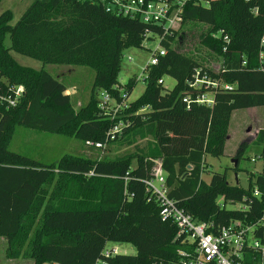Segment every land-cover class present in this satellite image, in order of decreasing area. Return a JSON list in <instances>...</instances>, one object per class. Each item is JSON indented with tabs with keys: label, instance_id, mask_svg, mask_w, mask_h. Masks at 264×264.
Instances as JSON below:
<instances>
[{
	"label": "trees",
	"instance_id": "trees-1",
	"mask_svg": "<svg viewBox=\"0 0 264 264\" xmlns=\"http://www.w3.org/2000/svg\"><path fill=\"white\" fill-rule=\"evenodd\" d=\"M12 19L9 10L0 14V237L8 241V258L28 257L34 264H95L99 258L108 264L179 262L186 243L177 238V225L162 218L145 184L158 168L169 197L214 230L264 216V129L255 140L261 146L262 168L249 176L247 187L230 183L227 171L213 172L209 182L203 178L209 171L207 157L224 155L232 112L264 107V0L187 4L177 29L206 24L200 42L220 56L219 71L179 50L178 42L172 47L177 29L164 36L160 26L106 12L96 0H33L15 24ZM148 33L161 37L166 54L143 69L146 89L140 97L115 117L104 115L99 91L120 106L126 103L119 87L128 98L136 80L125 85L118 81L123 51L142 47ZM12 50L43 66L94 69L87 105L75 110L64 82L44 67L20 64ZM197 75L229 86L215 89L212 106L196 101L200 91L189 82ZM165 76L176 80L173 89L164 87ZM19 86L24 91L10 105L3 96L14 97ZM20 125L69 135L96 150L114 142L147 141L112 158L65 155L43 163L10 149ZM115 126L119 129L112 132ZM244 150L235 158L236 174ZM109 242L132 243L137 252L105 257Z\"/></svg>",
	"mask_w": 264,
	"mask_h": 264
},
{
	"label": "rangeland",
	"instance_id": "rangeland-1",
	"mask_svg": "<svg viewBox=\"0 0 264 264\" xmlns=\"http://www.w3.org/2000/svg\"><path fill=\"white\" fill-rule=\"evenodd\" d=\"M33 0H1L0 14L9 10L15 24L24 11L30 6ZM207 31V25L203 23L189 24L176 30L177 35L172 42V47L178 45L179 50L190 53L198 59L205 67L213 71H219L221 67V58L219 55L205 48L200 40L201 34ZM184 33L181 37V34ZM158 38L146 40L142 47H128L123 51L121 67L118 73L120 85H125L128 81L135 79L136 85L132 93L126 99L122 106L113 99H109L106 104L101 103L104 98V92L99 91V107L104 115L115 117L122 109L127 106L129 101L136 100L146 89L145 66L148 64L152 53L161 47ZM178 42V43H177ZM177 43V44H176ZM6 46H11L10 37L7 35ZM177 47V46H176ZM164 48V47H163ZM14 58L22 65L30 66L36 69L45 68L56 78L60 79L68 86L71 94L72 106L75 110L87 105L95 77V70L86 66H76L72 64H47L33 59L31 57L11 51ZM130 58V59H129ZM164 87L167 90L173 89L176 80L170 76H165ZM122 95L125 91L119 87ZM121 125V123H120ZM264 129V107H252L237 109L232 112L229 126V138L226 142L224 155L221 157L208 156L209 171L203 178L209 182L213 172L227 171L230 183H236V172L233 160L238 156L239 149L245 148L242 158L239 161L240 170L237 172L239 185L248 186L249 176L255 175L262 168V159L259 157L261 146L255 143L260 130ZM147 139H138L134 145L121 143L108 144L102 150L91 149L85 146L84 142L65 134H52L49 132L18 126L10 143L12 151L26 155L32 159L43 163H52L65 155H80L88 157H115L136 150V145L144 146ZM135 165V164H134ZM159 166V165H158ZM239 208V205L230 206V208ZM8 241L0 237V264H34V261L28 257L10 259L6 256ZM108 247H115L122 254H136V248L129 242H109ZM57 264V263H44Z\"/></svg>",
	"mask_w": 264,
	"mask_h": 264
},
{
	"label": "built area",
	"instance_id": "built-area-1",
	"mask_svg": "<svg viewBox=\"0 0 264 264\" xmlns=\"http://www.w3.org/2000/svg\"><path fill=\"white\" fill-rule=\"evenodd\" d=\"M96 1L101 3L106 12L138 19L145 24L158 25L166 36L182 23L187 4L197 0ZM150 37L161 39L159 35L148 33L145 41L151 40ZM165 54V48L156 49L147 65H157ZM189 85L200 91L196 101L207 106L214 104L215 89L229 87L220 80H212L207 75L202 78L197 75L193 82H189ZM23 91L22 86L16 87L14 97L3 96V99H6L10 105H15ZM123 96L127 97L126 94ZM109 99V96L104 94L102 103L106 104ZM118 129L119 126H115L112 132ZM87 143L93 145L92 142ZM95 146L101 148L104 145L96 143ZM145 184L158 201L162 218L171 220L177 225V238L186 243V249L180 252L181 258L175 264H264V216L249 224L234 220L214 230L212 224L194 219L169 197V189L160 168L157 169L156 176L147 179ZM255 194H258L257 190ZM240 208L247 209L245 205ZM118 253L117 248L108 247V244L103 250L105 257H112ZM95 264H108V262L99 258Z\"/></svg>",
	"mask_w": 264,
	"mask_h": 264
},
{
	"label": "water",
	"instance_id": "water-1",
	"mask_svg": "<svg viewBox=\"0 0 264 264\" xmlns=\"http://www.w3.org/2000/svg\"><path fill=\"white\" fill-rule=\"evenodd\" d=\"M233 162H234V166H236L238 163L237 159H234ZM235 176H236V184H238L239 180H238L237 174Z\"/></svg>",
	"mask_w": 264,
	"mask_h": 264
},
{
	"label": "crops",
	"instance_id": "crops-1",
	"mask_svg": "<svg viewBox=\"0 0 264 264\" xmlns=\"http://www.w3.org/2000/svg\"><path fill=\"white\" fill-rule=\"evenodd\" d=\"M68 92H69V90H68ZM69 94H70V92H69ZM70 96H71V94H70Z\"/></svg>",
	"mask_w": 264,
	"mask_h": 264
}]
</instances>
